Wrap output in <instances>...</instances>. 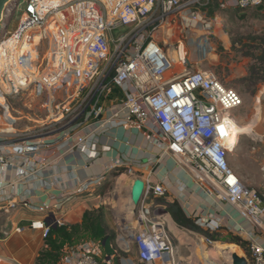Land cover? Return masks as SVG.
Listing matches in <instances>:
<instances>
[{
	"label": "built area",
	"instance_id": "built-area-1",
	"mask_svg": "<svg viewBox=\"0 0 264 264\" xmlns=\"http://www.w3.org/2000/svg\"><path fill=\"white\" fill-rule=\"evenodd\" d=\"M213 1L29 0L17 27L7 31L6 21L18 7V1L11 0L2 20L7 18L0 23V105L5 107L9 96L37 83L41 87H54L66 76L83 78L79 87L84 92L95 80L74 107H64L68 113L66 123L53 133L64 134L66 143L62 147L75 148L84 142L86 137H78L74 143L73 136L89 124L93 126L90 133L106 132L128 120L149 130L156 129L162 135L160 148L169 150L209 197L232 209L230 219L234 220L237 233L249 241V263L264 264V195L246 185L230 164V154L235 150L230 145L236 121L233 114L244 105V98L213 70H189L190 66L210 61L216 52L212 24L203 20V11ZM15 3L17 7L11 11ZM239 4L247 8L259 4V0H239ZM187 16L192 19V26L199 21L197 27L205 29L189 43L190 51L183 50L182 39L175 44L172 41L174 27L180 28L182 18ZM123 28L130 30L115 34ZM158 33H162L163 41L155 38ZM52 38L56 50L49 57L46 55L49 64L41 71L38 48ZM165 45L175 49L177 61L164 50ZM176 62L182 65L184 73L164 80ZM112 87L120 88L127 97L115 112H108L101 100L112 92ZM40 139L3 141L0 172L19 169L25 173L18 175L17 180H23L39 166H46V159L39 156L46 152V144ZM105 180L103 176L78 182L56 198L70 201L84 196ZM151 194L165 197L167 190L162 184L147 183L146 195L138 209L136 232L131 239L118 236L116 241L125 253L131 252L130 243L134 241L137 257L131 264H181L167 225L154 215L147 202ZM51 200L55 198L51 196ZM17 205L12 202L9 206L13 209ZM50 206L35 209L41 212L48 209L39 223L44 238L52 227L66 224L55 214L61 205ZM218 221L210 219L202 225L217 230L221 226ZM58 264L111 262L105 257L102 243L85 241Z\"/></svg>",
	"mask_w": 264,
	"mask_h": 264
},
{
	"label": "rangeland",
	"instance_id": "rangeland-1",
	"mask_svg": "<svg viewBox=\"0 0 264 264\" xmlns=\"http://www.w3.org/2000/svg\"><path fill=\"white\" fill-rule=\"evenodd\" d=\"M17 1V9L6 21L7 31L17 27L29 0ZM203 16L201 20L212 24L211 33L216 52L210 61L194 67L190 66L189 70L211 69L225 84L236 89L243 96L244 105L233 114L239 122L237 131L239 143L230 154V164L246 185L256 189L263 196L264 83L255 85L250 80L249 66L253 60L246 55L251 45L256 42L253 38L264 33V0H259V4H250L247 8H242L239 0H214L203 11ZM198 25H200L199 21L192 26V19L188 16L182 18L180 28L174 27L173 43L182 39L185 46L183 50H188L192 39L205 32V29L197 27ZM129 30L123 28L115 34L126 33ZM1 36L2 34L0 39ZM155 38L158 41L164 39L162 33L156 34ZM38 49L40 70L43 71L49 64L46 55L49 57V54L56 50L54 39L41 44ZM164 50L172 53L175 60H178V54L170 45H165ZM182 73H184L182 65L176 62L174 68L164 76V80ZM111 75L113 76V73ZM84 80L66 76L54 87H41L37 83L18 95L9 96L5 107L0 105V140L38 139L60 130L65 125V117L68 114L64 111V107H74L86 96L95 81L93 80L87 90L82 92L79 85ZM137 180L141 178L133 171H128L119 177H114L112 174L105 181L95 185L89 193L92 197L88 199L99 196L93 201V210L104 212L109 226L116 232L117 237L119 235L131 239L136 232L138 208L134 205L132 193ZM147 202L150 205V200ZM41 215L45 214L41 213ZM160 219L167 225L175 255L182 264H233L231 254L228 251L218 250L215 242H210L195 232L176 228L171 221L170 224L164 221V216ZM74 224L77 222H69L65 226ZM222 233L226 238L229 236L225 231ZM85 241L102 243L101 238L94 233L82 234L71 243H64L60 259ZM219 243L223 244V242ZM241 250L244 254L235 252L249 260L247 252L243 248ZM200 254L204 257L200 258ZM58 261L53 264H57Z\"/></svg>",
	"mask_w": 264,
	"mask_h": 264
},
{
	"label": "crops",
	"instance_id": "crops-1",
	"mask_svg": "<svg viewBox=\"0 0 264 264\" xmlns=\"http://www.w3.org/2000/svg\"><path fill=\"white\" fill-rule=\"evenodd\" d=\"M126 97L120 88L112 87V92L102 98L101 105L108 112H115ZM121 115L117 120H120ZM92 127L89 124L75 133L74 143L78 137H86L75 148H69V145L62 147L66 139L61 132L40 139L46 144V152L39 155L46 159V166H39L23 180H17L18 175L25 173L19 169L0 172V264H36L45 244L39 223L46 215L42 216L41 213L45 214L48 209L45 212L35 209L58 203L61 209L55 210L56 216L62 217L66 224L80 223L84 213L93 210V201L99 196L88 199L92 197L88 192L70 201L58 200L56 197L72 189L78 182L103 176L108 179L116 169L125 166L139 174L146 184H162L167 190L165 198L169 201L178 200L186 213L197 219L203 228H209L202 223L210 219L220 220L221 226L237 233V226L230 219L233 216L232 209L209 197L196 184L192 174L178 165L173 154L160 148L162 135L156 129H146L132 120L110 127L106 132L90 133ZM2 143L3 140H0V145ZM51 182L54 183L52 189ZM51 196L55 201L51 200ZM149 200L155 216H164V221L176 225L163 205L156 203L155 198L150 197ZM12 202L18 203L16 208H10ZM52 211L50 206L49 212ZM130 245V253L124 252L118 257L105 255L106 259L111 264H131L136 260L137 249L134 241ZM116 246L123 251L117 241Z\"/></svg>",
	"mask_w": 264,
	"mask_h": 264
},
{
	"label": "trees",
	"instance_id": "trees-1",
	"mask_svg": "<svg viewBox=\"0 0 264 264\" xmlns=\"http://www.w3.org/2000/svg\"><path fill=\"white\" fill-rule=\"evenodd\" d=\"M253 40H256V42L251 45V49L246 56L253 60V63L249 66V78L252 80L253 84L258 85L264 83V33L253 38ZM128 171L134 170L125 166L116 169L112 174L114 177H119ZM152 198H155L156 203L166 208V212L171 215L178 228L195 232L205 237L206 240L210 242H223V244L229 246L232 251H239L244 254L241 250L243 248L247 252L249 260H251L249 241L240 234L235 233L225 226H220L215 231L209 228H203L198 224L197 219L186 213L178 200L169 201L165 197H157L151 194V199ZM65 225L52 227L48 235L49 238L45 239L44 247L37 258L36 264L55 263L60 259V252L62 251L64 243H71L82 234L88 233H94L101 238L105 255H115L118 257L119 255L125 254L123 251L116 248L115 242L117 234L109 226L102 210H88L84 213L80 223L72 226ZM222 231L227 232L229 236L227 238L224 237ZM63 258H61L57 264Z\"/></svg>",
	"mask_w": 264,
	"mask_h": 264
},
{
	"label": "water",
	"instance_id": "water-1",
	"mask_svg": "<svg viewBox=\"0 0 264 264\" xmlns=\"http://www.w3.org/2000/svg\"><path fill=\"white\" fill-rule=\"evenodd\" d=\"M10 2L11 0H0V23L7 18V16H5L4 19L2 20L3 12L6 10V6ZM16 7H17V3H15L12 6L11 11L15 10ZM1 32L2 30L0 31V34ZM145 195H146V183L142 180H137L133 187V193H132V199L136 208L139 209L142 201L144 200ZM231 258L233 264H250L249 260L246 257L240 256L238 253H233L231 255Z\"/></svg>",
	"mask_w": 264,
	"mask_h": 264
},
{
	"label": "bare ground",
	"instance_id": "bare-ground-1",
	"mask_svg": "<svg viewBox=\"0 0 264 264\" xmlns=\"http://www.w3.org/2000/svg\"><path fill=\"white\" fill-rule=\"evenodd\" d=\"M238 124H239V122L236 120L235 121V123H234V135H233V138H232V140H231V147H232V149H235L236 147H237V145H238V141H239V138H238V136H237V131L239 130L238 128ZM252 126V125H251ZM248 127V126H247ZM251 128V127H250ZM250 128H248V129H250ZM216 244H215V246H216V248L218 249V250H220V251H228L231 255L233 254V253H237V252H235V251H231L230 250V248L227 246V245H225V244H222V243H219V242H215ZM200 258H203L204 257V255H202V254H200V256H199Z\"/></svg>",
	"mask_w": 264,
	"mask_h": 264
}]
</instances>
